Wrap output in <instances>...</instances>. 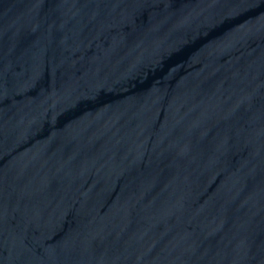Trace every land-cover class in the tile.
<instances>
[{
	"label": "water",
	"instance_id": "1",
	"mask_svg": "<svg viewBox=\"0 0 264 264\" xmlns=\"http://www.w3.org/2000/svg\"><path fill=\"white\" fill-rule=\"evenodd\" d=\"M0 264H264V0H0Z\"/></svg>",
	"mask_w": 264,
	"mask_h": 264
}]
</instances>
